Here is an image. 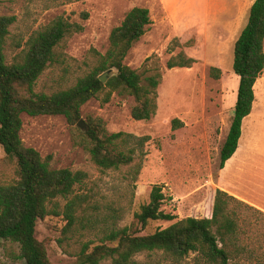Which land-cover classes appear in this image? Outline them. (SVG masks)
<instances>
[{"label":"rangeland","instance_id":"1","mask_svg":"<svg viewBox=\"0 0 264 264\" xmlns=\"http://www.w3.org/2000/svg\"><path fill=\"white\" fill-rule=\"evenodd\" d=\"M253 1L0 0V15L14 17L3 47L6 63L20 61L29 36L57 16L83 27L56 46L57 59L38 77L34 86L37 92L51 93L70 87L93 69L99 54L108 48L111 29L134 6L146 7L151 22L128 51L124 63L141 74L144 64L154 62L162 74L157 87V109L148 120L132 118L134 99L119 90L113 91L106 102V93L102 91L80 108L84 124L91 117H100L108 133L123 131L150 136L143 154L136 149L133 164L118 169L99 168L88 152L74 145L73 127L63 115L21 114L20 137L25 146L35 148L43 159L50 156L53 168L86 173L68 197L79 196L71 225H67L63 214L67 199L62 198L56 213L36 222L35 236L44 242L50 264L74 263L83 245H113L107 235L125 226L129 232L143 235L187 216L210 217L215 190L233 192L234 176L222 178L225 174L218 167L219 151L233 115L238 84L232 70L233 44ZM179 51L195 60L192 66L166 68L168 58ZM211 66L220 69L218 78L209 74ZM109 69L113 74L107 79L116 72L115 68ZM174 118L180 122L175 127ZM240 145L263 150L254 158L262 165L259 170H264V69L254 84L252 109L242 120L234 154ZM138 162L136 179L131 180L133 174L128 173H134ZM14 179L15 160L7 157L0 146V182ZM154 184L160 185L166 196L161 209L176 217L170 221L149 220L141 227L134 213L148 202ZM258 210L261 213L256 214L253 231L249 232L247 224L244 226V241L264 242V211ZM17 253V244L0 239V264H26L17 258ZM101 264H111V259H104ZM129 264L208 263L196 252L173 258L156 250L136 253Z\"/></svg>","mask_w":264,"mask_h":264},{"label":"trees","instance_id":"2","mask_svg":"<svg viewBox=\"0 0 264 264\" xmlns=\"http://www.w3.org/2000/svg\"><path fill=\"white\" fill-rule=\"evenodd\" d=\"M13 16L0 15V146L5 155L16 164L17 179L0 182V239L18 245L17 258L26 264H50L43 241L35 236L38 219L56 213L58 202L67 199L63 214L67 225L74 222L78 195L71 196L74 187L83 182L86 173L69 168H53L50 156L42 158L39 152L25 146L21 137V114L63 115L73 127V143L90 154L101 169H118L133 164L136 149L143 154L149 135L135 136L118 131L108 133L100 117L89 118L81 130L80 108L102 91L108 101L113 91H124L134 99L131 116L148 120L157 109V87L161 71L156 63L144 64L142 73L124 63L130 48L145 33L150 24L149 10L132 7L119 25L109 33V45L99 54L97 65L75 84L51 93L37 92L35 83L44 69L57 59L56 46L68 35L82 30V25L57 16L41 30L33 32L26 41L20 61L6 63L3 47ZM232 70L238 77L236 99L231 122L221 144L218 167L234 154L241 136L242 120L248 116L254 101V84L264 69V0H254L249 7L245 25L233 44ZM182 51L166 61V68L191 67L194 63ZM115 68L116 74L101 82L99 74ZM209 74L220 76V69L211 66ZM178 119H172L175 127ZM140 162L132 175L136 179ZM166 201L161 186L154 184L148 202L142 204L134 217L141 227L149 220H173L176 215L164 212ZM261 213L257 208L237 199L222 189H216L210 217L187 216L153 233L135 235L127 226L111 231L104 243L92 247L83 245L72 264H129L132 256L142 251L160 250L173 258H183L191 252L200 254L208 264H264V242L244 241L245 224L252 226ZM264 215V213H262ZM253 218V219H252ZM256 233V232H255Z\"/></svg>","mask_w":264,"mask_h":264},{"label":"crops","instance_id":"3","mask_svg":"<svg viewBox=\"0 0 264 264\" xmlns=\"http://www.w3.org/2000/svg\"><path fill=\"white\" fill-rule=\"evenodd\" d=\"M262 151L256 146L243 148L240 145V149L238 148V152L234 154L233 162L230 159L233 155L225 162L222 168L225 176L222 178L227 179L233 175L235 184L233 192L228 189L224 191L264 211V170H259L262 165L254 158L256 153Z\"/></svg>","mask_w":264,"mask_h":264},{"label":"water","instance_id":"4","mask_svg":"<svg viewBox=\"0 0 264 264\" xmlns=\"http://www.w3.org/2000/svg\"><path fill=\"white\" fill-rule=\"evenodd\" d=\"M111 74H113L112 69H108V70L102 72V73L98 76V78H99V80H100L101 82H106L107 78H108ZM114 74H116V72H115ZM77 126H78L79 128H81V129H83V130L86 129V126H85V124H84V122H83V120H82L81 118H80V120L78 121Z\"/></svg>","mask_w":264,"mask_h":264}]
</instances>
